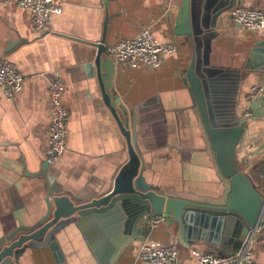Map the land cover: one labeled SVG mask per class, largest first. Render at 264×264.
I'll use <instances>...</instances> for the list:
<instances>
[{
	"label": "crops",
	"instance_id": "obj_1",
	"mask_svg": "<svg viewBox=\"0 0 264 264\" xmlns=\"http://www.w3.org/2000/svg\"><path fill=\"white\" fill-rule=\"evenodd\" d=\"M59 3L62 12L52 16L46 34H39L19 0H0V58H8L25 76L15 101L7 100L0 89V239L21 231L16 241L35 232L43 225L48 200L75 198L81 205L109 194L130 163L134 135L145 177L164 195L199 204L225 203L232 187L221 175L201 113L193 107L185 84L194 43L174 33L182 0ZM237 6L264 9V0H207L204 6L198 1L195 9L202 15V25L211 28L207 35L211 66L222 80L218 89L214 87L216 100L210 104L226 109L231 101L237 102L242 120L250 88L264 85V71L258 69L264 65V52L251 57L259 46L264 51V30L250 31L234 22L230 12ZM145 28L162 43L176 42L178 53L167 56L159 70L115 66L106 47L133 39ZM58 76L66 85L69 137L65 155L49 167L48 92ZM229 95V100H220ZM250 108L253 117L237 147V164L264 197V94ZM144 220L140 226L147 229ZM227 225H210L205 241L189 245L188 239L179 241L178 226L171 220L147 229L115 259L108 245L111 218L96 224V229L92 224L93 241L77 224L59 231L55 240L64 264H142L139 249L147 239L177 243L179 264H197L193 250L227 255L237 249L233 242H225L233 231ZM36 244L12 259L13 264H62L51 245ZM254 249L257 264H264V227L256 234Z\"/></svg>",
	"mask_w": 264,
	"mask_h": 264
},
{
	"label": "water",
	"instance_id": "obj_2",
	"mask_svg": "<svg viewBox=\"0 0 264 264\" xmlns=\"http://www.w3.org/2000/svg\"><path fill=\"white\" fill-rule=\"evenodd\" d=\"M198 1L202 6L207 3V0H182L181 14L174 33L191 38L194 43L195 50L185 84L189 86L193 107L198 108L201 113L221 175L232 187L226 202L221 205L199 204L164 195L160 187L147 181V169L137 151L134 135L130 163L118 176L109 194L81 205V201L75 198L57 197L53 202L48 200V212L41 222L43 225L35 232L16 241L13 240L21 231L0 239V264H13L12 259L20 257L27 248L38 247L36 243H42L40 247L51 245L52 249L58 251L64 264L55 240L56 234L71 224H77L88 239L93 241L94 238L90 236L93 231L92 224L96 229V224L108 218L112 219L113 224V234L108 244L113 259L119 256L127 244L148 232L140 226L148 216H164L167 222H176L179 241L188 239L189 245L205 241L206 229L210 225L218 224L222 227L228 223L233 231L227 234L225 242L234 243L237 248L234 252L241 247L248 234L264 227V197L256 191L250 178L237 164V147L244 141L247 119L240 120L237 116V102L231 101L226 109L212 108L213 104H210L216 100L214 87L218 89L222 80L214 75L217 69L211 66L207 36L211 28L202 25V15L196 13L195 6ZM101 46L103 45H97L96 48ZM260 47L262 46L254 50L251 56L253 59L258 57L256 53L264 52ZM258 69L264 71V65ZM230 97L221 96L220 100H229ZM46 165L48 166L47 163ZM44 170L47 171L48 167ZM11 242L13 243L10 246H5Z\"/></svg>",
	"mask_w": 264,
	"mask_h": 264
},
{
	"label": "built area",
	"instance_id": "obj_3",
	"mask_svg": "<svg viewBox=\"0 0 264 264\" xmlns=\"http://www.w3.org/2000/svg\"><path fill=\"white\" fill-rule=\"evenodd\" d=\"M173 3L174 0H166ZM25 9L34 30L46 34L51 18L62 12L59 0H19ZM231 19L250 31L264 30V9L260 7L237 6L230 12ZM99 46V45H98ZM178 45L174 41L162 43L154 35L151 28L143 29L135 38L120 40L108 45L106 51L115 66H140L159 70L169 55L178 53ZM24 74L8 59L0 58V89L9 101H15L24 88ZM66 85L61 77L54 78L49 84V116L50 125L45 160L49 167L56 166L67 151L69 137V110L63 102ZM264 94V85H254L246 96L248 106L243 110V118L250 120L253 112L250 105ZM237 110H240L239 105ZM167 222L164 216H148L143 226L155 230ZM255 233H250L243 240L241 247L234 253L218 255L213 252L193 250L192 256L197 264H257L255 259ZM180 251L177 243L163 244L150 239L142 242L138 258L142 264H179Z\"/></svg>",
	"mask_w": 264,
	"mask_h": 264
}]
</instances>
